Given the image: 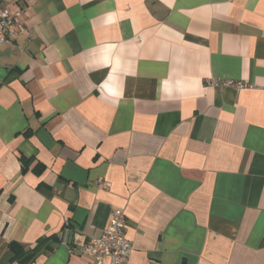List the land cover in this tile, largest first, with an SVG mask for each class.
Returning a JSON list of instances; mask_svg holds the SVG:
<instances>
[{
	"label": "crops",
	"instance_id": "crops-1",
	"mask_svg": "<svg viewBox=\"0 0 264 264\" xmlns=\"http://www.w3.org/2000/svg\"><path fill=\"white\" fill-rule=\"evenodd\" d=\"M1 8L0 264L43 237L32 264H89L114 208L127 264H264V0Z\"/></svg>",
	"mask_w": 264,
	"mask_h": 264
},
{
	"label": "built area",
	"instance_id": "built-area-1",
	"mask_svg": "<svg viewBox=\"0 0 264 264\" xmlns=\"http://www.w3.org/2000/svg\"><path fill=\"white\" fill-rule=\"evenodd\" d=\"M21 12H10L0 9V44L7 41L9 35H14L15 27L20 23ZM220 89L234 87L236 89H251L254 85L246 81H214ZM99 187H107L108 181L102 177L96 179ZM132 251V244L125 233V213L120 208H114L103 233L90 237L86 243L77 249L79 256L88 260L89 264H127Z\"/></svg>",
	"mask_w": 264,
	"mask_h": 264
},
{
	"label": "trees",
	"instance_id": "trees-1",
	"mask_svg": "<svg viewBox=\"0 0 264 264\" xmlns=\"http://www.w3.org/2000/svg\"><path fill=\"white\" fill-rule=\"evenodd\" d=\"M50 237L40 238L32 248H26L16 241H11L8 246L12 252L11 261L16 264H32L37 257L52 249Z\"/></svg>",
	"mask_w": 264,
	"mask_h": 264
},
{
	"label": "water",
	"instance_id": "water-1",
	"mask_svg": "<svg viewBox=\"0 0 264 264\" xmlns=\"http://www.w3.org/2000/svg\"><path fill=\"white\" fill-rule=\"evenodd\" d=\"M71 230H68L66 232V237H65V243H69L70 242V239H71Z\"/></svg>",
	"mask_w": 264,
	"mask_h": 264
}]
</instances>
